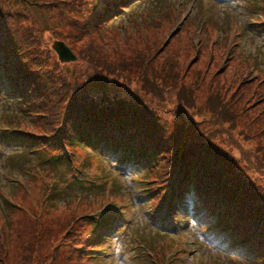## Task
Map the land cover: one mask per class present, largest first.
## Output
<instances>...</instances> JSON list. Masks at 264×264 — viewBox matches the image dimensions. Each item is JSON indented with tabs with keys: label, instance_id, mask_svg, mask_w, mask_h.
Returning <instances> with one entry per match:
<instances>
[{
	"label": "rangeland",
	"instance_id": "obj_1",
	"mask_svg": "<svg viewBox=\"0 0 264 264\" xmlns=\"http://www.w3.org/2000/svg\"><path fill=\"white\" fill-rule=\"evenodd\" d=\"M100 1L83 0L79 6V0H0L1 38L11 39L17 53L23 51L19 44L27 46L44 60L45 69L69 82L89 72L83 57L92 43L109 62H131L134 76L139 80L142 75L150 92L141 89V80V85L106 80L103 91L151 109L170 126L186 124L192 138L224 151L235 169L264 192V100L257 103L260 99L251 95L256 90V97L264 96V35L255 27L264 24V2L260 11L250 7L247 12L236 0H142L117 22L86 37L84 22L75 16L84 20ZM57 41L76 61H58L52 50ZM251 75L255 80H249ZM171 82L192 91L191 106L177 101ZM218 92L227 94L226 99L219 95L217 103L235 112L234 126L210 111L217 110L210 98ZM12 98L0 80V264L245 263L246 258L227 255L210 242L190 212L191 201L182 207L183 216L170 219L168 196L152 205L142 189L146 182L138 177L154 175L140 165L130 166L125 186L106 155L94 150L74 146L55 166L43 162L52 155L47 150L35 148L36 155L30 156L20 148L17 153L8 131L20 129L17 134L34 139L43 121L32 112L21 113L23 106ZM108 158L115 162L118 156ZM109 205H116L112 220L122 214L126 220L110 226L103 247L107 256L81 258L74 248L89 235V220Z\"/></svg>",
	"mask_w": 264,
	"mask_h": 264
},
{
	"label": "trees",
	"instance_id": "obj_2",
	"mask_svg": "<svg viewBox=\"0 0 264 264\" xmlns=\"http://www.w3.org/2000/svg\"><path fill=\"white\" fill-rule=\"evenodd\" d=\"M79 1L80 6L83 0ZM133 1L136 0H101L100 6L84 20L76 16L75 20L84 22L86 31L83 33L87 37L117 22L116 18L128 12ZM261 2L264 0H247L244 7L247 12L250 7L260 11ZM94 5L95 2L93 8ZM255 27L264 35V24L256 23ZM19 45L23 51L17 53L16 44L11 39L3 40L0 34V80L19 98L23 106L21 113L32 112L30 114L43 121L41 132L34 139L30 137L31 142L17 134L19 141L26 145L24 150L32 147L47 150L52 155L43 162L50 166L59 164L74 146L118 154L120 161L130 166L140 165L154 175L149 179L138 177L139 182H146L142 189L149 186L145 188L149 191L146 198L152 205L156 207L158 201L168 195L169 213L173 216L181 209L182 201L191 200L192 214L202 221L207 237L218 239L216 247L242 256L243 260L246 258V264H264V192L242 171L235 169L224 151L199 137L192 138L186 124L170 126L151 109L103 91L106 80L114 83L141 80V89L150 92L145 78L141 75L138 80L134 76L131 62H109L102 49L92 43L83 57L89 72L69 82L45 69L44 60L27 46ZM26 51L30 52L29 59L24 57ZM252 78L255 80L253 75L249 80ZM170 86L177 89L178 102L192 105L189 88H179L177 82H171ZM151 91L155 93L153 87ZM256 94L255 90L251 95L260 99L257 103L264 100L263 95L258 98ZM219 95L225 99L227 96L225 92L214 94L215 100L210 98V103H214L217 110L210 111L223 121L220 122L233 121L234 126L236 114L234 111L229 114L218 105ZM240 97L236 94V98ZM232 103L231 98L226 101L229 106ZM96 220H89V235L74 248L88 261H96L106 237L98 234L104 226L103 219Z\"/></svg>",
	"mask_w": 264,
	"mask_h": 264
},
{
	"label": "water",
	"instance_id": "obj_3",
	"mask_svg": "<svg viewBox=\"0 0 264 264\" xmlns=\"http://www.w3.org/2000/svg\"><path fill=\"white\" fill-rule=\"evenodd\" d=\"M52 49L56 52L58 59L61 62H69L75 60V56L62 42H54V44L52 45Z\"/></svg>",
	"mask_w": 264,
	"mask_h": 264
},
{
	"label": "bare ground",
	"instance_id": "obj_4",
	"mask_svg": "<svg viewBox=\"0 0 264 264\" xmlns=\"http://www.w3.org/2000/svg\"><path fill=\"white\" fill-rule=\"evenodd\" d=\"M29 53H30L29 51H26L24 57H26L27 59H29V57L27 56ZM29 61H30L31 63H35V62L32 61V60H29Z\"/></svg>",
	"mask_w": 264,
	"mask_h": 264
}]
</instances>
